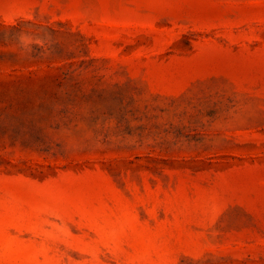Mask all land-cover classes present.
I'll return each mask as SVG.
<instances>
[{
	"label": "rangeland",
	"instance_id": "rangeland-1",
	"mask_svg": "<svg viewBox=\"0 0 264 264\" xmlns=\"http://www.w3.org/2000/svg\"><path fill=\"white\" fill-rule=\"evenodd\" d=\"M0 264H264V0H0Z\"/></svg>",
	"mask_w": 264,
	"mask_h": 264
}]
</instances>
